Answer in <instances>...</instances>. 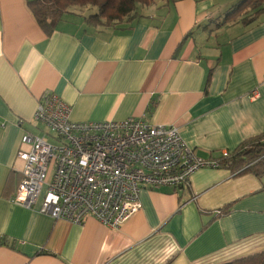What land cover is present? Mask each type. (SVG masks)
I'll list each match as a JSON object with an SVG mask.
<instances>
[{"label":"crops","instance_id":"0c3cea01","mask_svg":"<svg viewBox=\"0 0 264 264\" xmlns=\"http://www.w3.org/2000/svg\"><path fill=\"white\" fill-rule=\"evenodd\" d=\"M229 8L161 0L116 27L71 10L48 33L28 0H0V264H219L264 250V175L243 169L205 167L189 186L145 187L142 209L119 229L40 213L46 187L32 208L12 201L18 153L30 149L22 137L46 131L35 112L47 91L75 121L175 125L204 158L264 134V13L216 28Z\"/></svg>","mask_w":264,"mask_h":264},{"label":"built area","instance_id":"2783aa9c","mask_svg":"<svg viewBox=\"0 0 264 264\" xmlns=\"http://www.w3.org/2000/svg\"><path fill=\"white\" fill-rule=\"evenodd\" d=\"M71 113L72 105L56 93L41 97L35 120L46 131L22 137L30 149L18 153L25 165L14 203L32 208L46 187L40 213L77 224L94 216L119 229L142 209L143 188L189 186L197 170L222 167L219 159L199 156L175 125L136 117L75 121Z\"/></svg>","mask_w":264,"mask_h":264},{"label":"trees","instance_id":"16d2710c","mask_svg":"<svg viewBox=\"0 0 264 264\" xmlns=\"http://www.w3.org/2000/svg\"><path fill=\"white\" fill-rule=\"evenodd\" d=\"M157 0H28L30 9L39 24L52 33L62 20L63 16L76 6L92 5L98 7V12L86 15V22L96 26L116 27L119 24L129 23L141 17L139 5L147 6ZM166 3L175 0H164ZM264 13V0H241L234 4L216 25L224 26L239 19L245 25L258 20ZM223 167L236 171H250L257 175H264V134L252 137L242 142L229 155L216 157ZM228 209L218 213L223 215ZM219 264H264V250L247 255L232 261Z\"/></svg>","mask_w":264,"mask_h":264},{"label":"rangeland","instance_id":"374dc122","mask_svg":"<svg viewBox=\"0 0 264 264\" xmlns=\"http://www.w3.org/2000/svg\"><path fill=\"white\" fill-rule=\"evenodd\" d=\"M240 1L241 0H219V3L222 6H230V8H231L234 4H237ZM158 2H161V0H157V3ZM139 7L141 8V7H143V5L140 4ZM73 10L80 11V12H82L85 15H91L93 13L98 12V7L92 6V5L76 6V7L73 8ZM237 21H239V19Z\"/></svg>","mask_w":264,"mask_h":264}]
</instances>
